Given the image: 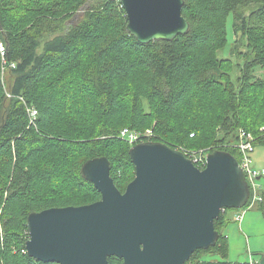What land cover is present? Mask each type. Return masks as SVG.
<instances>
[{
    "label": "trees",
    "instance_id": "obj_1",
    "mask_svg": "<svg viewBox=\"0 0 264 264\" xmlns=\"http://www.w3.org/2000/svg\"><path fill=\"white\" fill-rule=\"evenodd\" d=\"M182 14L185 34L140 43L119 0H0V39L15 64L5 77L0 56V264H56L27 254V216L99 199L81 174L86 160L107 157L125 189L134 165L123 128L151 129V140L184 151L223 140L237 158L240 129L264 145V0H184ZM229 16L246 41L230 49L238 62L219 55ZM226 221L221 211L216 244L184 264H247L227 260Z\"/></svg>",
    "mask_w": 264,
    "mask_h": 264
},
{
    "label": "water",
    "instance_id": "obj_2",
    "mask_svg": "<svg viewBox=\"0 0 264 264\" xmlns=\"http://www.w3.org/2000/svg\"><path fill=\"white\" fill-rule=\"evenodd\" d=\"M119 1L126 30L140 43L170 41L189 30L184 0ZM128 153L134 177L123 191L108 158L97 156L83 163L81 174L99 199L28 214L29 256L56 264H108L112 256L123 264H184L195 250L216 244L221 211L242 208L250 197L243 169L226 150L207 153L203 168L160 141L137 142Z\"/></svg>",
    "mask_w": 264,
    "mask_h": 264
},
{
    "label": "rangeland",
    "instance_id": "obj_3",
    "mask_svg": "<svg viewBox=\"0 0 264 264\" xmlns=\"http://www.w3.org/2000/svg\"><path fill=\"white\" fill-rule=\"evenodd\" d=\"M91 1L94 2L97 0H91ZM227 32H228L227 46L225 47V50L223 52L219 53V55L222 56V54H224L227 57L233 58L234 61L238 62L239 60V58L237 57L238 55L231 54L230 49L232 47H235L236 45L237 50L244 51L245 50L244 44L246 41L245 39L241 38L239 33L237 34L234 33V27L232 25V18L230 16L228 17V22H227ZM241 40L242 42L240 43ZM262 72L263 70H259L257 74L262 75L263 74ZM4 76L6 77V73L4 74ZM141 131H133V134H136L137 137H141L142 141L151 140V137L153 135L152 132L151 133L148 132L147 129L141 130ZM237 141L233 144L234 148H236L235 145L237 144ZM227 146L229 145H226V143L223 142V140L221 141L215 140V142L211 141L207 145H204L201 148H199L197 151L203 150V152L209 153L215 148L221 149V147L226 148ZM173 147L178 148L177 145H174V144H173ZM236 150L238 152L237 148ZM188 152H196V151L189 150ZM238 159L239 157L237 158V160ZM252 160H253L252 164L255 167L259 169H264V145L254 146ZM255 184H256V188L259 190L258 192L262 195V198H263L262 201L256 202L252 207L245 206L244 210H241L239 208L238 209H227V211L225 209L222 210L223 213L224 212L226 213L227 218H228V221H226L222 232L227 237V241L229 245L227 260L231 262H245V261L247 262L250 256L257 259L258 261L260 259V256L264 254V208L260 209V206H259V204H261V202L264 201V192H263L264 191V174L260 176V178L256 179ZM251 196H252V193H251ZM262 205L264 206V204ZM242 211H244L242 214V218H240V222H238V220L236 219V215L242 213ZM233 212L235 216L234 218H231V214ZM207 258H210L211 260L219 259V257L215 255H209L207 256Z\"/></svg>",
    "mask_w": 264,
    "mask_h": 264
},
{
    "label": "built area",
    "instance_id": "obj_4",
    "mask_svg": "<svg viewBox=\"0 0 264 264\" xmlns=\"http://www.w3.org/2000/svg\"><path fill=\"white\" fill-rule=\"evenodd\" d=\"M5 51H6L5 43L0 39V56H1V63H2V69H1L2 75L8 68H12L15 66V64L13 63H11L9 66L7 65V61L5 58ZM1 78H3V76H1ZM4 88L6 89L5 86ZM6 95L10 96V93L7 92V90H6ZM27 112H28V116L30 120L35 118L36 109H34L33 107H28ZM262 130H264V128H262ZM147 131L151 133V130L147 129ZM120 136L126 138L127 141L131 145L142 141L141 137H137L136 134H133V130H129L127 128H124L120 132ZM254 141H255V137L252 135L251 132L245 131L244 129L239 130L238 141L235 147L238 149L239 165L243 169L246 180L248 181L249 187H250V198L245 205L247 207H252L256 202H259L263 199L261 194L258 192L259 190L256 188V184H255L257 177L262 176L264 174V169H259L252 164V161H253L252 155H253L254 146H255ZM181 151L187 157L192 159L194 164L197 165L198 167L203 168L205 166L207 152H203V150L196 151V152H188L184 150H181ZM251 193H252V196H251ZM244 207L239 208V209L244 210ZM243 212L244 211L236 215V219L238 220V222H240V218H242ZM257 263H258L257 259H254L252 256H250L247 262V264H257Z\"/></svg>",
    "mask_w": 264,
    "mask_h": 264
},
{
    "label": "crops",
    "instance_id": "obj_5",
    "mask_svg": "<svg viewBox=\"0 0 264 264\" xmlns=\"http://www.w3.org/2000/svg\"><path fill=\"white\" fill-rule=\"evenodd\" d=\"M235 214L234 212L231 214V218H234ZM236 221V220H235ZM250 258V257H249ZM255 259V258H254ZM246 262V261H245ZM248 262V261H247Z\"/></svg>",
    "mask_w": 264,
    "mask_h": 264
},
{
    "label": "bare ground",
    "instance_id": "obj_6",
    "mask_svg": "<svg viewBox=\"0 0 264 264\" xmlns=\"http://www.w3.org/2000/svg\"><path fill=\"white\" fill-rule=\"evenodd\" d=\"M142 132V131H141Z\"/></svg>",
    "mask_w": 264,
    "mask_h": 264
}]
</instances>
